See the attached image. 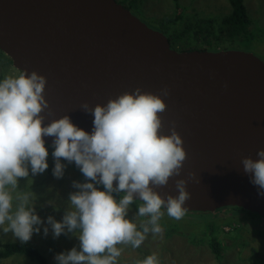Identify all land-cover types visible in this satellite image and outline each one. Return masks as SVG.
Masks as SVG:
<instances>
[{"label": "water", "instance_id": "water-1", "mask_svg": "<svg viewBox=\"0 0 264 264\" xmlns=\"http://www.w3.org/2000/svg\"><path fill=\"white\" fill-rule=\"evenodd\" d=\"M0 51L19 72L46 77L42 126L68 115L91 133L94 117L82 103L103 105L136 88L160 95L167 86L159 134L170 135L174 122L187 156L181 174L154 190L177 196L185 179L186 212L237 207L264 217V197L241 164L264 149V61L254 53L179 51L117 0H0ZM44 141L53 146V137Z\"/></svg>", "mask_w": 264, "mask_h": 264}, {"label": "clouds", "instance_id": "clouds-1", "mask_svg": "<svg viewBox=\"0 0 264 264\" xmlns=\"http://www.w3.org/2000/svg\"><path fill=\"white\" fill-rule=\"evenodd\" d=\"M46 84L45 76L36 71L28 75L27 70L0 80V227L22 242L29 241L34 231L39 232L38 227L34 228L41 224L32 206L34 195L17 190L18 178L29 175L28 164L33 175L47 169L48 144L44 137H53L54 176H63V158L75 162L90 181L73 183L78 191L70 194V208L62 222L48 217L54 238L67 231L75 232L80 241L79 250L73 247L57 254V264H117L122 251L117 245L139 248L149 232L162 234L161 209L180 220L187 210L185 202L191 197L185 179L175 183L177 196L169 194L165 199L154 190L181 174L187 156L174 122L170 135L159 134L162 121L158 113L166 110L161 97L169 96V89L165 86L156 95L136 88L109 98L103 105L82 103L80 109L94 117L89 133L68 115L42 126L41 113L49 108L44 96ZM256 155L255 160L242 157L241 164L258 195L264 197V149ZM194 176L189 173L190 179ZM114 181L118 182L116 187ZM96 185H103L104 191ZM114 192L126 194L117 201ZM135 196L143 201L136 217H148L139 229L137 223L126 218ZM47 232L45 228V235ZM135 264H159V260L153 253Z\"/></svg>", "mask_w": 264, "mask_h": 264}, {"label": "rangeland", "instance_id": "rangeland-1", "mask_svg": "<svg viewBox=\"0 0 264 264\" xmlns=\"http://www.w3.org/2000/svg\"><path fill=\"white\" fill-rule=\"evenodd\" d=\"M117 1L130 9L148 26L160 30L166 35L169 31H177L186 35L187 28L191 24H194L197 18L213 19L216 26L220 23V27L223 24L224 17L231 11L230 0H178L177 2L175 0ZM244 4L246 12L253 22L249 29L257 34L254 35L253 43L251 40L250 43L241 46L237 43L234 44L237 46L236 49L254 53L264 61V0H245ZM180 17L182 18L179 20ZM170 20L171 22H169ZM190 32L192 33V31ZM190 35L192 34L188 36ZM18 74L19 71L14 68L12 61L0 51V80L6 76ZM47 151V169L41 174L33 175L31 166L28 164L29 175L18 178L17 187L18 191H28L34 195L32 206L34 207L35 214L41 219V224L34 226V228L38 227L39 232L34 231L29 241L22 242L19 238L14 237L12 232L5 233L2 227H0V246L5 244V242L30 243L35 245L44 257L47 258L49 264H57L55 256L62 252L70 251L73 247L79 250L80 241L75 232L67 233V231L62 233L58 238H54L52 227L48 224V217H52L57 222H62L64 215L70 208V194L78 191V189L73 187V183L90 181H86L83 173L73 162L69 163L63 158H61V163L65 166L63 176L61 178L54 176L53 166L55 165V160L52 155L53 151L51 149H47ZM96 187L104 191L103 185H96ZM123 195L125 194L122 192L113 193V197L117 201ZM138 205L139 203L134 201L129 206L126 218L137 223L139 229L140 223L146 221L148 217H136ZM227 210L228 208H224L218 211H224L226 215H231L227 213ZM161 211L164 213L159 221L163 228L162 234L153 235L149 232L139 248H133L131 245H117V247L122 249L121 255L117 258V264H135L137 260H142L153 253L157 255L159 264H252L249 261L241 259L249 254H254V260L257 258L258 260H264V254L259 253L264 251V238H258L255 235L253 237L248 230L249 223L254 226L253 229L259 228L260 220L257 218L258 216L251 218L250 215L245 214L244 218L241 219L242 214H238L237 223L232 220L223 222L224 225L218 231L224 228L223 230L228 235H226L227 237L222 235L220 240L223 244L225 243L232 247L227 251L226 260L222 258L221 261H218L207 243L201 244V242L190 241L188 238L191 237L195 240L196 235L198 237H205L202 223L197 222L205 220L206 213L196 216L197 212H192L187 215L188 217L176 220L169 217L166 211ZM169 219H172L173 222L176 221L177 225L168 226L166 221ZM192 220L196 223L190 224ZM245 220H249V223ZM184 221H186L185 224ZM189 225L195 226L197 229ZM236 226H238L237 232L240 236L236 239L237 242H234L235 240L229 239V235L231 237L232 235L236 236V231L234 230ZM45 228L48 229L47 235L44 233ZM168 228H170L169 230L173 228L176 232L171 236H167ZM0 264L36 263L30 262L24 256L16 255L0 259Z\"/></svg>", "mask_w": 264, "mask_h": 264}, {"label": "trees", "instance_id": "trees-1", "mask_svg": "<svg viewBox=\"0 0 264 264\" xmlns=\"http://www.w3.org/2000/svg\"><path fill=\"white\" fill-rule=\"evenodd\" d=\"M175 1L177 2L178 0ZM244 1L245 0H230L231 11L228 15L224 17L222 21L223 24L220 27H219L220 23L216 26L214 24L215 21L213 19L197 18L195 20V23L191 24V26L187 28L186 35H184L183 33H178L177 31L174 32L169 31L168 34L165 35L169 38L171 47L179 51H185V50L219 51V50L236 49L237 46L234 43H237L239 46L244 45L246 43H250L251 40L253 43L255 38L254 35H256L257 33L250 31L249 29V27L252 25L253 22L251 21V19L249 18L246 12ZM135 3H137V1H135ZM181 18L182 17H180L179 20ZM169 22H171V20ZM190 31H192V33ZM189 34H192L193 36L192 35L188 36ZM54 167L55 165L53 166V168ZM136 202L139 204L142 203L138 200ZM161 210L166 211V209L163 208ZM190 213L192 212H188V213L185 212V215L182 218L186 217ZM227 213H230L231 215H226L224 211H220V212L217 211L211 214H209V212L206 213V219L197 222V223H202L203 225L202 230L205 237H200V236L198 237L196 235L195 240H193L191 237H188L190 241L201 242V244L207 243L211 248L216 260L218 261H221L222 258L226 260L227 251L232 247L230 245L228 246L225 243L223 244V242H221L220 240L222 235L223 236L228 235V233L223 230L224 228H221L220 231L218 230L220 227L224 225L223 222L225 221L232 220L237 223L238 221H236V219L239 218L237 217L238 214H242L241 219L244 218L245 214L252 215L253 217L258 216L257 218L260 220V223H259V228L257 229H253L254 226L249 223V220H245V221L249 223L248 230L253 237L255 235L258 238H264V217L260 216L257 213H253L237 207H231V208L228 207ZM201 214L204 213L197 212L195 215L200 216ZM166 223L168 224V226L177 225L176 221L173 222L172 219L167 220ZM181 223L183 224L182 221ZM185 223L186 221H184V224ZM194 223H196L194 220L190 221V224H194ZM191 227H195V226H191ZM237 228L238 226H236V228L234 229L236 231V236L232 235L233 237L232 238L231 235H229V239L235 240L234 242H237L236 239L240 236L239 233L237 232ZM169 229L170 228H168L167 236H171L174 232H176V230H174L173 228H171V230ZM252 249H254V247H252ZM259 253L264 254V251H261ZM14 255L24 256L30 262H35L36 264H49L47 258L44 257V255L37 249L35 245L30 243L9 242L4 244L3 248L0 249V259L10 258L11 256ZM253 255L254 254H249L248 256L241 259L244 261H249L252 264H264V260H258V258L254 260Z\"/></svg>", "mask_w": 264, "mask_h": 264}, {"label": "flooded vegetation", "instance_id": "flooded-vegetation-1", "mask_svg": "<svg viewBox=\"0 0 264 264\" xmlns=\"http://www.w3.org/2000/svg\"><path fill=\"white\" fill-rule=\"evenodd\" d=\"M47 148H48V149H51V151H54V148L51 147V146H49V145L47 146ZM51 151H50V152H51ZM50 152H49V153H50ZM250 216L253 217L252 215H250Z\"/></svg>", "mask_w": 264, "mask_h": 264}, {"label": "bare ground", "instance_id": "bare-ground-1", "mask_svg": "<svg viewBox=\"0 0 264 264\" xmlns=\"http://www.w3.org/2000/svg\"><path fill=\"white\" fill-rule=\"evenodd\" d=\"M7 57V56H6ZM9 58V57H8ZM10 59V58H9ZM54 148V147H53Z\"/></svg>", "mask_w": 264, "mask_h": 264}]
</instances>
